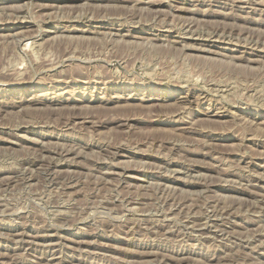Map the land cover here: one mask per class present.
Masks as SVG:
<instances>
[{
  "label": "rangeland",
  "instance_id": "obj_1",
  "mask_svg": "<svg viewBox=\"0 0 264 264\" xmlns=\"http://www.w3.org/2000/svg\"><path fill=\"white\" fill-rule=\"evenodd\" d=\"M0 264H264V0H0Z\"/></svg>",
  "mask_w": 264,
  "mask_h": 264
},
{
  "label": "bare ground",
  "instance_id": "obj_2",
  "mask_svg": "<svg viewBox=\"0 0 264 264\" xmlns=\"http://www.w3.org/2000/svg\"><path fill=\"white\" fill-rule=\"evenodd\" d=\"M6 20H8V19H6ZM7 23V22H6ZM5 30H11L10 28H9V26L7 27V28H4ZM82 32V31H81ZM112 32V31H111ZM198 35V34H197ZM121 36V35H120ZM25 37V36H24ZM194 38V37H193ZM73 54V53H72ZM21 58H22V56H21ZM24 58V57H23ZM22 58V59H23ZM51 58V57H50ZM36 60V59H35ZM132 64V63H131ZM190 81V80H189ZM215 83V82H214ZM219 83V82H218ZM256 88V87H255ZM210 128V127H209ZM211 149V148H210ZM245 152V151H244ZM224 160V159H223ZM178 171V170H177ZM225 178V177H224ZM129 182V181H128Z\"/></svg>",
  "mask_w": 264,
  "mask_h": 264
}]
</instances>
